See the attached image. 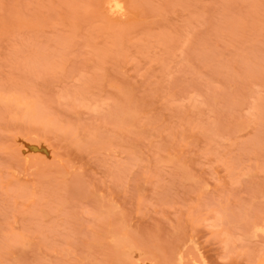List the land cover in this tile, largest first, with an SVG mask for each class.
I'll return each mask as SVG.
<instances>
[{"label":"rangeland","instance_id":"obj_1","mask_svg":"<svg viewBox=\"0 0 264 264\" xmlns=\"http://www.w3.org/2000/svg\"><path fill=\"white\" fill-rule=\"evenodd\" d=\"M0 264H264V0H0Z\"/></svg>","mask_w":264,"mask_h":264},{"label":"bare ground","instance_id":"obj_2","mask_svg":"<svg viewBox=\"0 0 264 264\" xmlns=\"http://www.w3.org/2000/svg\"><path fill=\"white\" fill-rule=\"evenodd\" d=\"M110 11L112 13H116V14H119L121 11H122V7L121 5L116 2V1H113L111 4H110Z\"/></svg>","mask_w":264,"mask_h":264}]
</instances>
